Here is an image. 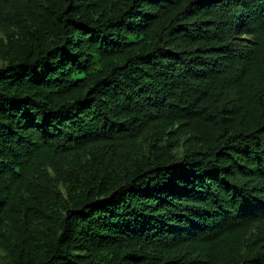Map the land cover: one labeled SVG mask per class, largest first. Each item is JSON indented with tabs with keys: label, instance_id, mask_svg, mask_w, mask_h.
Wrapping results in <instances>:
<instances>
[{
	"label": "trees",
	"instance_id": "obj_1",
	"mask_svg": "<svg viewBox=\"0 0 264 264\" xmlns=\"http://www.w3.org/2000/svg\"><path fill=\"white\" fill-rule=\"evenodd\" d=\"M0 264H264V0H0Z\"/></svg>",
	"mask_w": 264,
	"mask_h": 264
}]
</instances>
